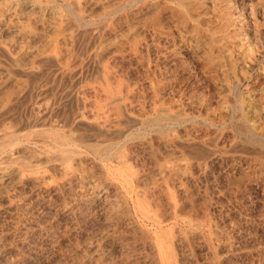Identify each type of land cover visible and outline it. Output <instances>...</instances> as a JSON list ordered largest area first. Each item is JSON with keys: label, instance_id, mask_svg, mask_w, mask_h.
<instances>
[{"label": "rangeland", "instance_id": "rangeland-1", "mask_svg": "<svg viewBox=\"0 0 264 264\" xmlns=\"http://www.w3.org/2000/svg\"><path fill=\"white\" fill-rule=\"evenodd\" d=\"M29 1L0 0V264H160L157 231L171 264H264V0Z\"/></svg>", "mask_w": 264, "mask_h": 264}, {"label": "bare ground", "instance_id": "bare-ground-1", "mask_svg": "<svg viewBox=\"0 0 264 264\" xmlns=\"http://www.w3.org/2000/svg\"><path fill=\"white\" fill-rule=\"evenodd\" d=\"M5 1H6V0H5ZM18 1H19V0H18ZM26 1H27V0H26ZM28 1H29V0H28ZM56 1H57V0H56ZM82 1H83V0H82ZM96 1H97V0H96ZM116 1H117V0H116ZM120 1H121V0H120ZM183 1H184V0H183ZM196 1H197V0H196ZM227 1H228V0H227ZM8 2H9V0H8ZM8 2H7V3H8ZM13 2H14V1H13ZM29 2L31 3V1H29ZM102 2H103V1H102ZM111 2H112V1H111ZM113 2L115 3V1H113ZM129 2H130V1H129ZM145 2H146V1H145ZM175 2H176V1H175ZM177 2H178V1H177ZM185 2H186V1H185ZM187 2H188V1H187ZM225 2H226V1H225ZM225 2H224V3H225ZM0 3H1V2H0ZM3 3H4V1H3ZM23 3H25V2H23ZM33 3H34V2H33ZM64 3H65V2H64ZM70 3H71V2H70ZM72 3H73V2H72ZM106 3H107V2H106ZM109 3H110V1H109ZM109 3H108V4H109ZM34 4H35V6H36V3H34ZM34 4H33V5H34ZM65 4H66V3H65ZM83 4H84V3H83ZM85 4H86V3H85ZM85 4H84V6H85ZM129 4H130V3H129ZM139 4H140V3H139ZM139 4H138V5H139ZM148 4L150 5V3H148ZM178 4H179V3H178ZM180 4H182V3H180ZM183 4H185V3L183 2ZM186 4H188V3H186ZM210 4H211V2H210ZM255 4H257V2H256ZM260 4H261V3H260ZM31 5H32V4H31ZM37 5H38V4H37ZM46 5H47V4H46ZM56 5H58V4H56ZM67 5H68V4H67ZM81 5H82V4H81ZM90 5H92V4H90ZM93 5H95V4H93ZM136 5H137V4H136ZM151 5H152V4H151ZM223 5H224V4H223ZM227 5H228V4H227ZM227 5H225V6H227ZM4 6H5V5H4ZM15 6H16V5H14V7H15ZM84 6H83V7H84ZM129 6H130V5H129ZM131 6H132V5H131ZM142 6H143V4H142ZM181 6H182V5H181ZM203 6H204V5H203ZM261 6H262V5H261ZM30 7H31L30 9L33 8L32 6H30ZM51 7H52V6H51ZM56 7H57V6H56ZM60 7H61V6H60ZM69 7L72 8L71 6H69ZM90 7H91V6H90ZM152 7H153V5H152ZM158 7H159V6H158ZM204 7H205V6H204ZM221 7H222V6H221ZM239 7H240V6H239ZM239 7H238V8H239ZM3 8H4V7H3ZM9 8H10V7H9ZM36 8H37V7H36ZM42 8H43V7H42ZM47 8H48V7H47ZM73 8H74V7H73ZM75 8H76V7H75ZM75 8H74V9H75ZM81 8H82V7H81ZM95 8L98 9L99 7H95ZM104 8H105V7H104ZM106 8H107V7H106ZM106 8H105V9H106ZM108 8H109V7H108ZM128 8H129V7H128ZM132 8H133V7H132ZM140 8H142V7L140 6ZM147 8H148V7H147ZM147 8H146V9H147ZM261 8H262V7H261ZM1 9H2V8H0V10H1ZM15 9H16V8H15ZM18 9H19V8H18ZM20 9H21V8H20ZM44 9H45V8H44ZM48 9H51V8H48ZM114 9H115V8H114ZM114 9H113V10H114ZM142 9H143V8H142ZM174 9H175V8H174ZM187 9H188V8H187ZM206 9H207V8H206ZM214 9H215V8H214ZM2 10H3V9H2ZM9 10H10V9H9ZM11 10H12V9H11ZM13 10H14V9H13ZM13 10H12V12H13ZM24 10L27 11L26 9H24ZM24 10H23V11H24ZM34 10H35V9H34ZM34 10H33V11H34ZM38 10H39V9H38ZM61 10H62V9H61ZM106 10H107V9H106ZM115 10H116V9H115ZM128 10H129V9H128ZM140 10H141V9H140ZM175 10H176V9H175ZM211 10H212V9H211ZM86 11H87V10H86ZM101 11H103V9H102ZM132 11H133V10H132ZM150 11H151V10H150ZM207 11H209V10L207 9ZM5 12H6V11H5ZM19 12H21V11H19ZM28 12H29V7H28ZM28 12H27V13H28ZM31 12H32V11H31ZM31 12H30V14H31ZM87 12H88V11H87ZM107 12H108V11H107ZM107 12H106V13H107ZM129 12H130V10H129ZM134 12H135V11H134ZM148 12H149V10H148ZM186 12H187V11H185V13H186ZM210 12H211V11H210ZM229 12H230V11H229ZM8 13H9V12H8ZM8 13H6V14H8ZM10 13H11V12H10ZM27 13H26V14H27ZM32 13H33V12H32ZM35 13H36V12H34V14H35ZM57 13H58V12H57ZM61 13H62V12H61ZM88 13H90V11H89ZM114 13H115V12H114ZM114 13H113V14H114ZM127 13H128V12H127ZM189 13H190V12H189ZM262 13H263V12H262ZM2 14H3V13H2ZM11 14H12V13H11ZM51 14H52V13H51ZM55 14H56V13H55ZM101 14H102V13H101ZM101 14H100V15H101ZM132 14H133V13H132ZM141 14H142V13H141ZM178 14H179V13H178ZM230 14H231V13H230ZM52 15H53V14H52ZM62 15H63V14H62ZM117 15H119V14H117ZM124 15H125V14H124ZM157 15H158V14H157ZM235 15H236V14H235ZM6 16H7V15H6ZM11 16H12V15H11ZM18 16H20V15H18ZM25 16H26V15H25ZM33 16H34V15H33ZM92 16H93V15H92ZM108 16L110 17L111 15L108 14ZM143 16H144V15H143ZM143 16H141V17H143ZM183 16H184V15H183ZM186 16H187V15H186ZM7 17H8V16H7ZM7 17H6V19H7ZM34 17H35V16H34ZM98 17H99V16H98ZM137 17H138V16H137ZM187 17H188V16H187ZM197 17H199V16H197ZM230 17H231V16H230ZM20 18H21V17H20ZM23 18H24V17H23ZM26 18H27V17H26ZM82 18H83V17H82ZM120 18H121V17H119V20H120ZM132 18H133V16H132ZM151 18H152V17H151ZM164 18H165V17H164ZM200 18H201V17H200ZM200 18H199V19H200ZM0 19H1V18H0ZM17 19H18V18H17ZM56 19H57V18H56ZM64 19H65V18H64ZM77 19H78V18H77ZM122 19H123V18H122ZM125 19H126V17H125ZM154 19H155V18H154ZM156 19H157V18H156ZM165 19H166V18H165ZM14 20L16 21V18H15ZM66 20H67V19H66ZM82 20H83V19H82ZM90 20H91V18H90ZM92 20H93V19H92ZM133 20H134V19H133ZM139 20H140V19H139ZM139 20H138V21H139ZM148 20L150 21V19H148ZM152 20H153V19H152ZM184 20H185V19H184ZM200 20H201V19H200ZM1 21H3V20H1ZM5 21H6V20H5ZM7 21H8V20H7ZM12 21H13V19H12ZM17 21H18V20H17ZM19 21H20V19H19ZM19 21H18V23H19ZM75 21H76V20H75ZM86 21H87V20H86ZM99 21H100V20H99ZM111 21H112V20H111ZM134 21H135V20H134ZM155 21H156V20H155ZM155 21H154V22H155ZM109 22H110V21H109ZM151 22H152V21H151ZM8 23H9V22H8ZM66 23H67V22H66ZM76 23H77V22H76ZM104 23H105V22H104ZM106 23L110 25V23H108V22H106ZM106 23H105V24H106ZM155 23H156V22H155ZM187 23H188V22H187ZM189 23H190V22H189ZM2 24H3V23H2ZM10 24H11V23H10ZM10 24H9V25H10ZM21 24H22V23H21ZM54 24H55V23H54ZM87 24H88V23H87ZM92 24H93V23H92ZM140 24H141V23H140ZM156 24H157V23H156ZM156 24H155V25H156ZM251 24H252V23H251ZM9 25H8V26H9ZM23 25H24V24H23ZM113 25H114V24H113ZM145 25H146V24H144V26H145ZM187 25H188V24H187ZM252 25H253V24H252ZM19 26H20V25H19ZM21 26H22V25H21ZM25 26H26V25H25ZM66 26H67V25H66ZM102 26H103V24H102ZM147 26H148V24H147ZM147 26H146V27H147ZM156 26H157V25H156ZM156 26H155V27H156ZM171 26H172V25H171ZM198 26H199V25H198ZM5 27H6V26H4V28H5ZM68 27H69V26H68ZM100 27H101V26H100ZM108 27H109V26H108ZM153 27H154V26H153ZM157 27H158V26H157ZM172 27H173V26H172ZM177 27H178V26H177ZM181 27H182V26H181ZM17 28H18V26H17ZM17 28H16V29H17ZM22 28H23V27H22ZM25 28H26V27H24V29H25ZM65 28H66V27H65ZM94 28H95V27H94ZM96 28H97V26H96ZM96 28H95V29H96ZM101 28H103V27H101ZM105 28H106V26H105ZM159 28H160V27H159ZM165 28H166V27H165ZM199 28H200V27H199ZM204 28H205V27H204ZM253 28H255V27H253ZM24 29H23V30H24ZM26 29H28V28H26ZM63 29H64V28H63ZM95 29H94V30H95ZM106 29H107V28H106ZM151 29H152V28H151ZM238 29H240V28H238ZM18 30H19V28H18ZM56 30H58V29H56ZM68 30H69V29H68ZM87 30H88V29H87ZM100 30H101V29H100ZM113 30H114V29H113ZM157 30H158V32H160L159 29H157ZM160 30H161V29H160ZM163 30H164V29H163ZM163 30H162V31H163ZM166 30H167V29H166ZM168 30H169V29H168ZM170 30H172V29H170ZM174 30L176 31V29H174ZM196 30H197V29H196ZM196 30H195V31H196ZM200 30H201V29H200ZM207 30H208V29H207ZM234 30H235V29H234ZM240 30H241V29H240ZM253 30H254V29H253ZM62 31H63V30H62ZM92 31H93V30H92ZM92 31H91V32H92ZM95 31H96V30H95ZM195 31H194V32H195ZM197 31H198V30H197ZM197 31H196V32H197ZM75 32H76V31H75ZM93 32H94V31H93ZM98 32H100V31H98ZM151 32H152V31H151ZM158 32H157V34H158ZM181 32H182V31H181ZM183 32H184V31H183ZM183 32H182V33H183ZM243 32H244V31H243ZM20 33H22V32H20ZM73 33H74V32H73ZM173 33H174V32H173ZM176 33H177V32H176ZM186 33H187V32H186ZM191 33H192V32H191ZM250 33H251V30H250ZM17 34H18V33H17ZM90 34H91V33H90ZM178 34H179V33H178ZM200 34H201V33H200ZM237 34H238V33H237ZM67 35H68V34H67ZM69 35H70V33H69ZM77 35H78V34H77ZM77 35H76V36H77ZM81 35H82V34H81ZM98 35H99V34H98ZM98 35H96V37H97ZM108 35H109V34H108ZM162 35H163V33H162ZM172 35H173V34H172ZM174 35H175V34H174ZM180 35H182V34H180ZM183 35H184V34H183ZM195 35H197V34H195ZM22 36H23V35H22ZM22 36H20V37H21V40H22ZM25 36L27 37V35H25ZM29 36H31V35H28L27 38H29ZM76 36H75V37H76ZM79 36H80V35H79ZM102 36H103V35H102ZM134 36H135V35H134ZM139 36H140V35H139ZM157 36L159 37V35H157ZM160 36H161V34H160ZM169 36H170V35H169ZM188 36H189V35H188ZM199 36H200V35H199ZM18 37H19V36H17V38H18ZM23 37H24V36H23ZM104 37H105V36H104ZM135 37L138 38V36H135ZM135 37H134V38H135ZM179 37H180V36H179ZM182 37H183V36H182ZM185 37H186V36H185ZM205 37H206V36H205ZM24 38H25V37H24ZM27 38H25V40H26ZM52 38H53V37H52ZM72 38H73V37H72ZM91 38H92V37H91ZM94 38H95V37H94ZM99 38H101V37H99ZM141 38H142V37H141ZM207 38H210V37H207ZM244 38H245V37H244ZM244 38H243V39H244ZM139 39H140V38H139ZM176 39H177V38H176ZM201 39H202V38H201ZM203 39H204V38H203ZM55 40H56V39H55ZM60 40H61V39H60ZM73 40H74V39H73ZM97 40H98V38H97ZM97 40H96V41H97ZM127 40H129V39H127ZM130 40H131V39H130ZM135 40H136V39H135ZM180 40H181V39H180ZM180 40H179V41H180ZM188 40H189V39H188ZM191 40H192V39H191ZM213 40H214V39H213ZM67 41H68V40H67ZM141 41H142V40H141ZM155 41H156V40H155ZM179 41H178V42H179ZM15 42H16V41H15ZM50 42H51V41H50ZM54 42H55V41H54ZM62 42H63V41H62ZM136 42H137V41H136ZM157 42H158V41H157ZM174 42H175V41H174ZM211 42H212V41H211ZM239 42H240V41H239ZM18 43H19V42H18ZM21 43H22V42H21ZM21 43H20V44H21ZM119 43H120V42H119ZM13 44H14V43H13ZM20 44H19V45H20ZM126 44H127V43H126ZM136 44H138V42H137ZM143 44H144V46H146L145 43H143ZM173 44H176V43H173ZM180 44H181V43H180ZM188 44H189V43H188ZM191 44H192V43H191ZM242 44H243V42H242ZM19 45H18V46H19ZM122 45H123V44H122ZM141 45H142V44H141ZM244 45H245V44H244ZM8 46H9V45H8ZM18 46H17V47H18ZM31 46H32V45H31ZM57 46H58V45H57ZM116 46H117V45H116ZM157 46H158V45H157ZM169 46H171V45H169ZM182 46H183V45H182ZM190 46H191V45H190ZM193 46H194V45H193ZM138 47H139V46H138ZM176 47H177V46H176ZM183 47H185V46H183ZM188 47H189V46H188ZM211 47H212V46H211ZM232 47H233V46H232ZM241 47H242V45H241ZM241 47H239V49H240ZM18 48H19V47H18ZM22 48H24V47L22 46ZM26 48H27V47H26ZM26 48H25V49H26ZM121 48H122V47H121ZM129 48H130V47H129ZM139 48L141 49V47H139ZM154 48H155V47H154ZM217 48H219V47H217ZM243 48H244V47H243ZM247 48H248V47H247ZM249 48H250V47H249ZM3 49H4V48H3ZM14 49H15V48H14ZM25 49H24V50H25ZM136 49H137V48H136ZM140 49H138V50H140ZM142 49H143V48H142ZM142 49H141V50H142ZM148 49H149V48H148ZM215 49H216V48H215ZM215 49H214V50H215ZM220 49H221V48H220ZM244 49H245V48H244ZM252 49H253V48H252ZM5 50H6V49H5ZM15 50H16V49H15ZM19 50H20V49H19ZM120 50H121V49H120ZM130 50H131V49H130ZM175 50H176V49H175ZM235 50H236V49H235ZM11 51H12V50H11ZM118 51H119V49H118ZM118 51H116V52H118ZM121 51H123V50H121ZM155 51H156V50H155ZM177 51H178V50H177ZM221 51H222V50H221ZM4 52H5V51H4ZM19 52H20V51H19ZM22 52H23V51H22ZM22 52H21V53H22ZM24 52H25V51H24ZM27 52H28V51H27ZM67 52H68V51H67ZM67 52H66V53H67ZM126 52H127V51H125V53H126ZM128 52H129V51H128ZM137 52H138V51H137ZM140 52H141V51H140ZM179 52H180V51H179ZM191 52H192V51H191ZM214 52H216V51H214ZM217 52H218V51H217ZM245 52H246V51H245ZM6 53H8V52H6ZM21 53H20V54H21ZM121 53H122V52H121ZM129 53H130V52H129ZM135 53H136V52H135ZM141 53H142V52H141ZM157 53H159V52H157ZM197 53H198V52H197ZM222 53H223V52H222ZM251 53H252V52H251ZM262 53H263V52H262ZM139 54H140V53H139ZM189 54H190V53H189ZM216 54H217V53H216ZM220 54H221V52H220ZM242 54H243V53H242ZM246 54H247V53H246ZM249 54H250V52H249ZM62 55H63V54H62ZM125 55H126V54H125ZM130 55H131V54H130ZM135 55H136V54H135ZM141 55H142V54H141ZM195 55H196V54H195ZM7 56H8V55H7ZM64 56H65V55H64ZM114 56H115V55H114ZM122 56H123V55H122ZM132 56H134V55H132ZM137 56H138V55H137ZM137 56H135V57H136V58H139V57H137ZM176 56H178V55H176ZM179 56H180V55H179ZM189 56H190V55H189ZM212 56H213V55H212ZM218 56H219V55H218ZM221 56H222V55H221ZM44 57H45V56H44ZM66 57H68V56H66ZM125 57H126V56H125ZM127 57H128V55H127ZM130 57H131V56H130ZM174 57H175V56H174ZM225 57H226V56H225ZM244 57H245V56H244ZM252 57H253V56H252ZM53 58H54V57H53ZM53 58H51V60H50V61L53 60L52 63L55 61V59H53ZM140 58H141V57H140ZM228 58H229V57H228ZM230 58H231V57H230ZM230 58H229V59H230ZM239 58H240V57H239ZM10 59L12 60L11 57H10ZM40 59H41V58H40ZM42 59H43V58H42ZM44 59H45V58H44ZM132 59H134V58H132ZM142 59L145 60V58H142ZM192 59H193V58H192ZM231 59H232V58H231ZM244 59H247V58H244ZM36 60H37V59H36ZM47 60H49V59H46L45 62H50V61H47ZM62 60H63V59H62ZM122 60H123V59H122ZM129 60H130V59H129ZM213 60H214V59H213ZM220 60H221V59H220ZM226 60H227V59H226ZM226 60H225V62H226ZM38 61H39V60H38ZM56 61H57V60H56ZM130 61H131V60H130ZM138 61H139V60H138ZM138 61H136V62H138ZM230 61H231V60H230ZM12 62H14V61H12ZM41 62H43V61H41ZM45 62H44V63H45ZM140 62H141V61H140ZM140 62H139V63H140ZM193 62H194V61H193ZM211 62H212V61H211ZM55 63H56V62H55ZM198 63H199V62H198ZM217 63H218V62H217ZM234 63H235V62H234ZM236 63H237V62H236ZM245 63H246V62H245ZM247 63H248V62H247ZM194 64H195V63H194ZM210 64H211V63H210ZM226 64H227V63H226ZM14 65H15V64H14ZM43 65H44V64H43ZM57 65H58V64H56V67H57ZM113 65H114V64H113ZM214 65H215V64H214ZM224 65H225V64H224ZM234 65H235V64H234ZM253 65H254V64H253ZM50 66H51V63H50ZM53 66H54V63H53ZM115 66H116V65H115ZM198 66H199V65H198ZM225 66H226V65H225ZM228 66H230V65L228 64ZM239 66H240V65H239ZM239 66H238V67H239ZM250 66H251V65H250ZM58 67H59V65H58ZM60 67H63V66H60ZM111 67H112V66H111ZM214 67H215V66H214ZM252 67H253V66H252ZM47 68H48V67H47ZM65 68H67V67H65ZM68 68H69V67H68ZM97 68H98V67H97ZM118 68H119V66H118ZM226 68H227V67H226ZM235 68H236V67H235ZM55 69H56V68H55ZM55 69H54V70H55ZM58 69H59V68H58ZM58 69H56V70H58ZM105 69H106V68H105ZM109 69H110V68H109ZM111 69H112V68H111ZM114 69L116 70L115 67H114ZM212 69H213V68H212ZM212 69H211V70H212ZM217 69H218V66H217ZM227 69H228V68H227ZM230 69H231V67H230ZM44 70H45V69H44ZM56 70H55V72H56ZM64 70H65V69H64ZM66 70H67V69H66ZM69 70H70V69H69ZM98 70H99V69H98ZM213 70H214V69H213ZM239 70H240V69H239ZM243 70H245V69L243 68ZM70 71H71V70H70ZM101 71H102V70H101ZM120 71H121V70H120ZM200 71H201V70H200ZM53 72H54V71H53ZM57 72H58V71H57ZM67 72L70 73L68 70H67ZM72 72H73V71H72ZM96 72H97V71H96ZM118 72H119V71H118ZM225 72H226V71H225ZM227 72H230V71H227ZM227 72H226V73H227ZM65 73H66V71H65ZM214 73H215V72H214ZM243 73H244V72H243ZM59 74H60V73H59ZM59 74H58V75H59ZM62 74H63V73H62ZM102 74H103V73H102ZM114 74H115V72H114ZM202 74H203V73H202ZM227 74H228V73H227ZM63 76H64V75H63ZM67 76H68V75H67ZM99 76H100V75H99ZM113 76H115V75H113ZM116 76H118V75H116ZM227 76H228V75H227ZM32 77H33V76H32ZM69 77H70V76H69ZM102 77H103V76H102ZM109 77H110V76H109ZM122 77H123V76H122ZM228 77H229V76H228ZM62 78H63V77H62ZM114 78H115V77H114ZM121 79H122V78H121ZM216 79H217V78H216ZM113 80H114V79H113ZM117 80H118V79H116V81H117ZM232 80H234V79H232ZM96 81H98V80L96 79ZM106 81H107V80H106ZM110 81H111V80H110ZM124 81H125V80H124ZM155 81H156V80H155ZM99 82H100V81H99ZM103 82H104V81H103ZM108 82H109V81H108ZM156 82H157V81H156ZM156 82L153 83V84L155 85ZM160 82H161V81H160ZM92 83H93V82H92ZM97 83H98V82H97ZM111 83H112V81H111ZM113 83H114V82H113ZM113 83H112V84H113ZM104 84H105V83H104ZM106 84H107V83H106ZM114 84H115V83H114ZM101 85H102V84H101ZM115 85H116V84H115ZM115 85H114V86H115ZM126 85H127V84H126ZM128 85H129V84H128ZM149 85H151V84H149ZM157 85H158V84H157ZM94 86H95V85H94ZM106 86H107V85H106ZM108 86H109V84H108ZM111 86H112V85H111ZM117 86H118V85H117ZM130 86H131V85H130ZM132 86H133V85H132ZM139 86H140V85H139ZM151 86H152V85H151ZM162 86H163V85H162ZM96 87H97V86H96ZM133 87L136 88V86H133ZM133 87H132V88H133ZM141 87H143V86H141ZM148 87H149V86H148ZM104 88H105V87H104ZM107 88H108V87H107ZM128 88H129V87H128ZM132 88H131V89H132ZM143 88H144V87H143ZM91 89H93V88H91ZM119 89H120V88H119ZM124 89H125V88H124ZM126 89H127V87H126ZM126 89H125V90H126ZM136 89H137V88H136ZM151 89H152V87H151ZM89 90H90V89H89ZM102 90H103V89H102ZM102 90H101V91H102ZM105 90H107V89H105ZM109 90H110V88H109ZM143 90H145V89H143ZM143 90H142V91H143ZM152 90H153V89H152ZM86 91L89 92L88 90H86ZM90 91H91V90H90ZM107 91H108V90H107ZM107 91H106V92H107ZM140 91H141V90H140ZM153 91H154V90H153ZM92 92H93V91H92ZM96 92H97V91H96ZM96 92H95V93H96ZM108 92H109V91H108ZM113 92H116V91L113 90ZM113 92H112V94H113ZM125 92H126V91H125ZM135 92H136V91H135ZM146 92H148V91L146 90ZM161 92H162V91H161ZM82 93H86V92H82ZM89 93H90V92H89ZM144 93H145V91H144ZM151 93H153V92L151 91ZM98 94H99V93H98ZM140 94H141V93H140ZM140 94H139V95H140ZM147 94H148V93H147ZM93 95H94V94H93ZM93 95H92V96H93ZM102 95H103V94H102ZM107 95L109 96V93H107ZM110 95H111V94H110ZM78 96H79V95H78ZM85 96H86V95H85ZM124 96H125V95H124ZM124 96H123V97H124ZM146 96H147V95H146ZM160 96H161V95H160ZM105 97H106V96H105ZM126 97H127V96H126ZM153 97H154V96H153ZM161 97H162V96H161ZM73 98H74V97H73ZM79 98H80V97H79ZM110 98H111V97H109V99H110ZM119 98H120V96H119ZM128 98H133V100H136L135 96H133V97H128ZM128 98H127V99H128ZM138 98L140 99V96H139ZM144 98H145V97H144ZM146 98H147V97H146ZM146 98H145V99H146ZM149 98H150V97H149ZM163 98H164V97H163ZM121 99H122V98H121ZM121 99H119V100H121ZM125 99H126V98H125ZM139 99H138V101H139ZM153 99H154V98H153ZM75 100H76V99H75ZM79 100H80V99H79ZM114 100H115V99H114ZM116 100H117V99H116ZM147 100H148V99H147ZM147 100H146V101H147ZM154 100H155V99H154ZM157 100H158V99H157ZM161 100H162V98H161ZM164 100H165V99H164ZM164 100H163V101H164ZM166 100H168V99H166ZM76 101H77V100H76ZM81 101H82V100H81ZM125 101H126V100H125ZM138 101H137V102H138ZM143 101H144V100H143ZM143 101H142V102H143ZM151 101H152V98H151ZM118 102H119V101H118ZM118 102H117V103H118ZM134 102H136V101H134ZM142 102H141V103H142ZM147 102H148V101H147ZM147 102H146V103H147ZM160 102H161V101H160ZM166 102H168V101H165V103H166ZM170 102H171V100H170ZM83 103H84V102H83ZM128 103H130V102H128ZM149 103H150V102H149ZM153 103H154V102H153ZM197 103H198V102H197ZM78 104H79V101H78ZM81 104H82V103H81ZM94 104H95V103H94ZM118 104H119V103H118ZM134 104H135V103H134ZM143 104L145 105L144 102H143ZM83 105H84V104H83ZM90 105H92V104L90 103ZM112 105H113V104H112ZM146 105L148 106V105H152V104H146ZM146 105H145V106H146ZM198 105H199V104H198ZM41 106H42V105H41ZM79 106H80V105H79ZM92 106H93V105H92ZM110 106H111V105H110ZM110 106H109V107H110ZM114 106H115V105H114ZM120 106H121V105H120ZM128 106H129V105H128ZM174 106H175V105H174ZM111 107H112V106H111ZM122 107H123V105H122ZM133 107H134V106H133ZM139 107H140V106H139ZM148 107H150V106H148ZM151 107H152V106H151ZM175 107H176V106H175ZM59 108H60V107H59ZM128 108H129V107H128ZM136 108H137V107H136ZM146 108H147V107H146ZM172 108H173V107H172ZM60 109H61V108H60ZM80 109H82V107H81ZM116 109H117V108H116ZM121 109H122V108H121ZM121 109L119 108V110H121ZM147 109H148V108H147ZM202 109H203V108H202ZM205 109H207V108H205ZM47 110H48V109H47ZM63 110H64V108H63ZM104 110H105V109H104ZM104 110H103V111H104ZM125 110H126V109H125ZM136 110H137V109H136ZM152 110H153V109H152ZM160 110H161V108H160ZM166 110H167V109H166ZM168 110H169V109H168ZM203 110H204V109H203ZM89 111H90V110H89ZM108 111H109V110H108ZM112 111H113V110H112ZM130 111H132V109H131ZM138 111H139V110H138ZM138 111H137V112H138ZM147 111H148V110H147ZM150 111H151V110H150ZM177 111H179V110H177ZM182 111H183V110H182ZM48 112L50 113V110H49ZM48 112H47L46 114H48ZM65 112H66V111H65ZM81 112H82V111H81ZM95 112H96V111H94V113H95ZM120 112H121V111H120ZM128 112H129V110H128ZM141 112H142V111H141ZM144 112H145V111H144ZM159 112H160V111H159ZM42 113H43V112H42ZM60 113H61V112H60ZM70 113H71V112H70ZM70 113H69V114H70ZM90 113H91V111H90ZM100 113H101V112H100ZM112 113H113V112H112ZM123 113H124V112H123ZM139 113H140V112H138V115H141V113H140V114H139ZM142 113H143V112H142ZM148 113H149V111H148ZM199 113H201V112H199ZM43 114H44V113H43ZM63 114H64V113H63ZM92 114H93V113H92ZM96 114H97V113H96ZM121 114H122V113H121ZM126 114H127V113H126ZM126 114H125V118L128 116V115L126 116ZM134 114H135V113H134ZM136 114H137V113H136ZM151 114H152V112H151ZM175 114H176V113H175ZM182 114H183V113H182ZM60 115H61V114H60ZM65 115H66V113H65ZM73 115H74V114H73ZM111 115H112V114H111ZM161 115H162V114H161ZM165 115H166V114H165ZM195 115H196V114H195ZM195 115H194V116H195ZM39 116H40V115H39ZM95 116H96V115H95ZM99 116H100V115H99ZM115 116H117V115H115ZM163 116H164V115H163ZM43 117H44V116H42V118H43ZM90 117H91V116H90ZM90 117H89V118H90ZM113 117H114V116H113ZM121 117H123V115H122ZM151 117H152V116H151ZM156 117H157V114H156ZM175 117H177V116H175ZM175 117H174V118H175ZM133 118H134V117H133ZM135 118H136V117H135ZM160 118H161V117H160ZM160 118H159V120H160ZM165 118H166V117H165ZM170 118H171V117H170ZM198 118H199V117H198ZM60 119H61V118H60ZM95 119H96V118H95ZM95 119H94V120H95ZM99 119H100V118H99ZM115 119H116V118H115ZM115 119H114V120H115ZM118 119H119V117H118ZM118 119H116V120H118ZM129 119H130V117H129ZM163 119H164V118H163ZM167 119H169V117H168ZM171 119H172V118H171ZM177 119H178V121H179V118H177ZM177 119H176V120H177ZM184 119H185V118H184ZM73 120H74V119H73ZM82 120H83V119H82ZM116 120H115V121H116ZM139 120H141V119H139ZM150 120H151V119H150ZM154 120H155V119H154ZM159 120H158V121H159ZM164 120H166V119H164ZM60 121H62V120H60ZM75 121H76V120H75ZM86 121H87V119H86ZM88 121H89V120H88ZM88 121H87V122H88ZM96 121H97V120H96ZM135 121H136V120H135ZM152 121H153V119L151 120V122H152ZM160 121H162V120H160ZM160 121H159V122H160ZM245 121H246V119H245ZM65 122L68 123V121H66V120H65ZM70 122H71V121H69V123H70ZM87 122H86V123H87ZM124 122H125V121H124ZM137 122H138V121H137ZM137 122H136V124H138ZM139 122H140V121H139ZM145 122H146V121H145ZM190 122H191V121H190ZM196 122H197V121H196ZM61 123H63V122H61ZM116 123H117V122H116ZM127 123H128V122H127ZM132 123H133V122H132ZM147 123H149V122H147ZM160 123H161V122H160ZM74 124H76V123H74ZM80 124H81V123H80ZM133 124H134V123H133ZM141 124H142V123H141ZM141 124H140V125H141ZM143 124H144V121H143ZM150 124H151V123H150ZM64 125L66 126V124H64ZM67 125H68V124H67ZM78 125H79V123H78ZM78 125H77V126H78ZM81 125H84V124H83V121H82V124H81ZM81 125H79V126H81ZM107 125H109V124H107ZM113 125H114V123H113ZM118 125H119V124H118ZM124 125H125V124H124ZM124 125H123V126H124ZM147 125H148V124H147ZM151 125H152V124H151ZM153 125H154V123H153ZM56 126H57V125H56ZM59 126H61V124H59ZM72 126H73V125H72ZM75 126H76V125H75ZM77 126H76V127H77ZM79 126H78V127H79ZM84 126H85V125H84ZM98 126H99V125H97V127H98ZM100 126H101V125H100ZM115 126H116V125H115ZM120 126H121V125H120ZM129 126H130V125H129ZM131 126H132V125H131ZM186 126H188V125L186 124ZM186 126H185V127H186ZM192 126H193V125H192ZM195 126H196V125H195ZM244 126H245V125H244ZM78 127H77V128H78ZM142 127H143V126H142ZM241 127H242V126H241ZM54 128H56V127H54ZM54 128H53V129H54ZM57 128H58V127H57ZM57 128H56V129H57ZM81 128H82V127H81ZM113 128H114V127H113ZM113 128H112V129H113ZM117 128H119V127H117ZM123 128H124V127H122V130H123ZM171 128H172V127H171ZM183 128H184V127H183ZM188 128H189V127H188ZM88 129H89V127L87 128V130H88ZM101 129H102V128H101ZM143 129H144V128H143ZM145 129H146V128H145ZM164 129H166V128H164ZM164 129H163V131H164ZM50 130H51V129H50ZM54 130H55V129H54ZM54 130H53V131H54ZM60 130H61V129H60ZM79 130H80V129H79ZM82 130H84V129H82ZM89 130H90V129H89ZM89 130H88V131H89ZM92 130H93V129H92ZM103 130H105V129H103ZM188 130H189V129H188ZM67 131H68V130H67ZM77 131H78V130H77ZM94 131H95V130H94ZM94 131H93V132H94ZM105 131H106V130H105ZM170 131H171V130H170ZM173 131H174V130H173ZM184 131H185V129H184ZM197 131H198V130H196V132H197ZM241 131H242V130H241ZM50 132H51V131H50ZM69 132H70V130H69ZM69 132H68V133H69ZM91 132H92V131H91ZM96 132H97V131H96ZM171 132H172V131H171ZM188 132H189V131H188ZM193 132H195V130H194ZM244 132H245V131H244ZM79 133H81V132L79 131ZM106 133H107V132H106ZM116 133H117V132H116ZM120 133H122V132H120ZM124 133H127V132H124ZM130 133H131V132H130ZM60 134H61V133H60ZM63 134H66V133H63ZM63 134H62V136H63ZM70 134H72V133L70 132ZM73 134H74V133H73ZM83 134H86V133H83ZM98 134H99V133H98ZM109 134H112V133L109 132ZM159 134H161V133H159ZM52 135H54V134L52 133ZM52 135H51V136H52ZM87 135H88V134H87ZM87 135H86V136H87ZM92 135H93V134H92ZM92 135H90V138H91ZM121 135L123 136V133H122ZM121 135H120V136H121ZM187 135H188V134H187ZM187 135H186V137H187ZM58 136H59V134H58ZM60 136H61V135H60ZM101 136H102V134H101ZM101 136H100V137H101ZM105 136H106V135H105ZM105 136H102V137L105 138ZM107 136H108V135H107ZM124 136H125V135H124ZM124 136H123V137H124ZM197 136H198V135H197ZM197 136H196V138H197ZM206 136H207V135H206ZM53 137H54V136H53ZM55 137H56V136H55ZM67 137H68V136H67ZM75 137H76V135H75ZM77 137H78V136H77ZM77 137H76V138H77ZM80 137H81V136H80ZM80 137H79V138H80ZM83 137H84V136H83ZM87 137H88V136H87ZM116 137H117V136H116ZM129 137H130V136H129ZM157 137H158V136H157ZM157 137H156V138H157ZM159 137H160V136H159ZM183 137H184V136H183ZM72 138H73V137H72ZM94 138H95V137H94ZM96 138H97V137H96ZM126 138H127V137H126ZM181 138H182V137H181ZM184 138H185V137H184ZM184 138H183V139H184ZM199 138H200V135H199ZM203 138H204V137H203ZM222 138H223V137H222ZM92 139H93V138H92ZM92 139H90V140H92ZM98 139H100V138L98 137ZM122 139H123V138H122ZM160 139H161V138H160ZM214 139H216V138H214ZM64 140H65V139H64ZM67 140H68V138H67ZM69 140H70V139H69ZM69 140H68V141H69ZM75 140H76V139H75ZM82 140H83V139H82ZM90 140H88V141H90ZM129 140H131V139H129ZM188 140H190V139H188ZM208 140H209V139H208ZM210 140H211V139H210ZM250 140H251V139H250ZM7 141L10 143L9 140H7ZM86 141H87V140H86ZM94 141H95V140H94ZM100 141H102V140H100ZM127 141H128V140H127ZM164 141H165V140H164ZM178 141H179V140H178ZM178 141H177V142H178ZM223 141H224V140H223ZM255 141H256V140H255ZM259 141H260V140H259ZM55 142H56V141H55ZM57 142H58V141H57ZM57 142H56V143H57ZM108 142H109V141H108ZM108 142H107V143H108ZM119 142H120V141H119ZM119 142H118V143H119ZM124 142H125V141H124ZM137 142H138V141H137ZM137 142H136V143H137ZM142 142H143V141H142ZM167 142H168V141H167ZM169 142H170V141H169ZM169 142H168V143H169ZM202 142H203V141H202ZM214 142H215V141H214ZM221 142H222V141H221ZM245 142H248V141H245ZM251 142H252V141H251ZM257 142H258V141H257ZM51 143H52V142H51ZM59 143H60V142H59ZM66 143H67V141H66ZM94 143H95V142H94ZM100 143H102V142H100ZM100 143H99V144H100ZM103 143H106V142H103ZM107 143H106V144H107ZM190 143H191V142H190ZM223 143H224V142H223ZM258 143H259V142H258ZM52 144H53V143H52ZM61 144L64 145V143H62V142H61ZM79 144H80V143H79ZM90 144H91V143H90ZM116 144H117V143H116ZM139 144H140V143H139ZM178 144H179V143H178ZM192 144H193V143H192ZM194 144H195V143H194ZM200 144H201V143H200ZM200 144L197 143V145H199V147H200ZM218 144H219V143H218ZM245 144H246V143H245ZM252 144H253V143H252ZM55 145H56V144H55ZM59 145H60V144H59ZM76 145H77V144H76ZM96 145H97V144H96ZM102 145H103V144H102ZM102 145H100L101 148H102ZM108 145H109V144H108ZM111 145H112V143H111ZM113 145H114V144H113ZM159 145H160V144H159ZM186 145H188V144H186ZM235 145H236V144H235ZM56 146H57V145H56ZM82 146H84V145H82ZM82 146H81V147H82ZM85 146H86V145H85ZM97 146H99V145H97ZM97 146H95V147H97ZM114 146H115V145H114ZM125 146H126V145H125ZM131 146H133V145H131ZM168 146H169V145H168ZM170 146H171V145H170ZM174 146H175V145H174ZM179 146H180V145H179ZM181 146H182V144H181ZM181 146H180V147H181ZM188 146H189V145H188ZM207 146H208V145H207ZM254 146H255V144H254ZM53 147H54V145H53ZM63 147H64V146H63ZM104 147H107V145L104 146ZM109 147H111V146H109ZM126 147H127V146H126ZM164 147H165V146H164ZM175 147H176V146H175ZM196 147H197V146H196ZM199 147H198V148H199ZM209 147H211V146H209ZM227 147H228V146H227ZM251 147H253V146H251ZM5 148H6V147H5ZM56 148H57V147H56ZM90 148H91V147H90ZM107 148H108V147H107ZM132 148H134V147H132ZM139 148H140V147H139ZM165 148H167V147H165ZM165 148H164V149H165ZM183 148H184V147H183ZM186 148H188V147H186ZM253 148H254V147H253ZM67 149H68V148H67ZM86 149H87V148H86ZM88 149H89V147H88ZM92 149H93V148H92ZM99 149H100V148H99ZM99 149H98V150H99ZM123 149H124V148H123ZM129 149H130V148H129ZM129 149H128V150H129ZM207 149H208V148H207ZM211 149H212V148H211ZM231 149H232V147H231ZM90 150H91V149H90ZM93 150H94L93 152L96 151V149H93ZM100 150H101V149H100ZM108 150H109V149H108ZM110 150H111V148H110ZM116 150H119V149L117 148ZM120 150H121V149H120ZM146 150H147V149H146ZM194 150H195V149H194ZM220 150H221V149H220ZM223 150H224V149H223ZM228 150H230V149H228ZM232 150H233V149H232ZM49 151H50V150H49ZM53 151H54V150H53ZM66 151H67V150H66ZM74 151H78V150H74ZM80 151H81V150H80ZM82 151H83V150H82ZM82 151H81V152H82ZM102 151H103V150H102ZM105 151H107V150H105ZM171 151H172V150H171ZM195 151H196V150H195ZM209 151H210V150H209ZM72 152H73V151H72ZM72 152H71V153H72ZM120 152H121V151H120ZM127 152H128V151H127ZM173 152H174V151H173ZM188 152H189V151H188ZM197 152H198V151H197ZM219 152H220V151H219ZM226 152H227V151H226ZM52 153H53V152H52ZM62 153H63V152H62ZM74 153H75V152H74ZM74 153H72V154H74ZM95 153H96V152H95ZM105 153H106V152L103 151V154H105ZM118 153H119V152H118ZM124 153H126V152H124ZM170 153H171V152H170ZM175 153H176V152H175ZM180 153H181V152H180ZM180 153H179V154H180ZM185 153H186V152H185ZM199 153H200V151H199ZM206 153H207V152H206ZM212 153H213V152H212ZM220 153H221V152H220ZM49 154H50V153H49ZM59 154H60V153H59ZM65 154H69V153H65ZM65 154H64V155H65ZM72 154H71V156H72ZM97 154H98V153H97ZM99 154H100V151H99ZM120 154H121V153H120ZM171 154H174V153H171ZM179 154H178V155H179ZM190 154H191V153H190ZM210 154H211V152H210ZM53 155H54V153H53ZM61 155H62V154H61ZM76 155H77V153H76ZM78 155H79V154H78ZM86 155H87V154H86ZM100 155H101V154H100ZM111 155H112V154H111ZM111 155H110V156H111ZM129 155H131V153H130ZM187 155H188V154H187ZM196 155H197V154H196ZM202 155H203V154H202ZM205 155H206V154H205ZM31 156H33V155H31ZM59 156H60V155H59ZM62 156H63V155H62ZM69 156H70V155H69ZM71 156H70V157H71ZM80 156H81V155H79V157H80ZM87 156H88V155H87ZM113 156H115V155H113ZM123 156H124V155H123ZM132 156H134V155H132ZM214 156H215V155H214ZM217 156H218V155H217ZM49 157L52 158L53 156H52V157L49 156ZM55 157H56V156H55ZM64 157H65V156H64ZM67 157H68V156H67ZM90 157H91V156H90ZM111 157H112V156H111ZM115 157H116V156H115ZM119 157H120V156H119ZM188 157H189V155H188ZM191 157H192V156H191ZM193 157H194V155H193ZM205 157H206V156H205ZM208 157H210V156H208ZM10 158H11V157H10ZM30 158H31V157H30ZM57 158H58V157H57ZM57 158H55V159H57ZM68 158H69V157H68ZM73 158H74V156H73ZM83 158H84V157H83ZM96 158H97V157H96ZM120 158L122 159V156H121ZM134 158H135V157H134ZM177 158H178V157H177ZM196 158H199V157H196ZM203 158H204V157H203ZM11 159H12V158H11ZM34 159H35V158H34ZM53 159H54V158H53ZM53 159H52V160H53ZM60 159H61V157H60ZM70 159H72V158H70ZM88 159H89V158H88ZM107 159H108V158H107ZM180 159H181V158H180ZM180 159H179V160H180ZM186 159H187V158H186ZM192 159L194 160V158H192ZM192 159H191V160H192ZM201 159H202V158H201ZM201 159H199V160H201ZM209 159H210V158H209ZM14 160L16 161V159H14ZM14 160H13V161H14ZM49 160H50V159H49ZM57 160H59V158H58ZM57 160H56V161H57ZM67 160H68V159H67ZM77 160H78V159H77ZM81 160H82V159H81ZM94 160H95V159H94ZM127 160H128V159H127ZM134 160H135V159H134ZM216 160H217V159H216ZM15 161H14V162H15ZM18 161H23V160H19V159H18ZM27 161H28V160H27ZM29 161H30V160H29ZM56 161H55V162H56ZM62 161H63V160H62ZM79 161H80V160H79ZM83 161H85V160H83ZM119 161H120V160H119ZM130 161H131V159H130ZM132 161H133V160H132ZM172 161H173V160H172ZM186 161L188 162V160H186ZM186 161H185V162H186ZM206 161H207V160H206ZM35 162H37V161H35ZM50 162H51V161H50ZM87 162H88V161H87ZM113 162H114V161H113ZM121 162H122V161H121ZM135 162H136V161H135ZM162 162H163V161H162ZM162 162H161V163H162ZM170 162H171V161H170ZM174 162H175V161H174ZM174 162H173V164H174ZM21 163H22V162H21ZM28 163H29V162H28ZM39 163H40V162H39ZM39 163H38V164H39ZM59 163H60V161H59ZM76 163H77V162H76ZM102 163H105V162H102ZM165 163H166V162H165ZM200 163H202V162H200ZM208 163H209V161H208ZM210 163H211V162H210ZM19 164H20V163H19ZM111 164H112V162H111ZM169 164H172V163H169ZM173 164H172V165H173ZM176 164H177V163H176ZM176 164H174V165H176ZM181 164H182V163H181ZM183 164H184V163H183ZM183 164H182V165H183ZM195 164H196V163H195ZM260 164H261V163H260ZM22 165H23V166H27V162H26V165H24L23 163H22ZM31 165H32V164H31ZM31 165H30V166H31ZM62 165H63V164H62ZM83 165H84V163H83ZM88 165H89V164H88ZM95 165H96V164H95ZM166 165H167V164H166ZM178 165H179V164H178ZM204 165H205V164H204ZM211 165H212V164H211ZM257 165H258V164H257ZM28 166H29V165H28ZM33 166H34V165H33ZM33 166H31V167H33ZM35 166H37V165L35 164ZM38 166H39V165H38ZM91 166H92V165H91ZM104 166H105V165H104ZM104 166H103V167H104ZM157 166L159 167L160 165H157ZM168 166H169V165H168ZM168 166H167V167H168ZM252 166H253V164H252ZM18 167H21V165L18 166ZM40 167H41V166H40ZM76 167H77V166H76ZM83 167H84V166H83ZM87 167H88V166H87ZM185 167H186V166H185ZM261 167H262V166H261ZM8 168H9V166H8ZM12 168H13V167H12ZM23 168H25V167H23ZM38 168H39V167H38ZM56 168H57V167H56ZM74 168H75V167H74ZM80 168H81V167H80ZM105 168H106V166H105ZM105 168H104V169H105ZM111 168H112V167H111ZM115 168H116V167H115ZM134 168H135V167H134ZM176 168H177V167H176ZM254 168H255V167H254ZM1 169H2V168H0V170H1ZM3 169H4V168H3ZM3 169H2V170H3ZM13 169H14V168H13ZM58 169H59V167H58ZM60 169H61V168H60ZM121 169H122V168H121ZM121 169H120V170H121ZM129 169H130V168H129ZM179 169H180V167H179ZM2 170H1V171H2ZM4 170H6V169H4ZM4 170H3V171H4ZM35 170H36V169H35ZM110 170H111V169H110ZM125 170H126V169H125ZM127 170H128V169H127ZM160 170H162V169L160 168ZM183 170H184V169H183ZM29 171H30V170H29ZM29 171L27 170V172H29ZM33 171H34V170H33ZM33 171H32V172H33ZM38 171H39V170H38ZM40 171H41V170H40ZM108 171H109V170H108ZM170 171H171V170H170ZM180 171H181V170H180ZM35 172H36V171H35ZM109 172H110V171H109ZM109 172H108V173H109ZM131 172H133V171H131ZM158 172H159V171H158ZM166 172H167V171H166ZM176 172L179 173L178 170H177ZM3 173H4V172H3ZM30 173H31V172H30ZM110 173H111V172H110ZM121 173H122V171H121ZM135 173H136V172H135ZM9 174H10V173H9ZM9 174H8V175H9ZM19 174H20V173H19ZM39 174H40V172H39ZM61 174H62V173H61ZM66 174H67V173H66ZM75 174H76V173H75ZM114 174H115V173H114ZM116 174H117V173H116ZM124 174L126 175V173H124ZM136 174H137V173H136ZM172 174H173V173H172ZM5 175H6V174H5ZM76 175H78V174H76ZM120 175H121V174H120ZM120 175H118V176H120ZM125 175H124V176H125ZM169 175L171 176L170 172H169ZM177 175H178V174H177ZM181 175H182V174H181ZM9 176H10V175H9ZM17 176H18V175H17ZM107 176H108V175H107ZM121 176H122V175H121ZM158 176H159V175H158ZM6 177H7V176H6ZM18 177H19V176H18ZM26 177H27V176H26ZM26 177H25V178H26ZM61 177H62V176H61ZM84 177H85V176H84ZM111 177H113V176H111ZM126 177H127V176H126ZM166 177H167V175H166ZM174 177H175V176H174ZM1 178H2V177H1ZM87 178H88V177H87ZM109 178H110V177H109ZM161 178H162V177H161ZM163 178H164V177H163ZM178 178H180V176H179ZM28 179H29V178H28ZM36 179H39V178H36ZM40 179H41V178H40ZM89 179H90V178H89ZM111 179H112V178H111ZM111 179H110V180H111ZM119 179H120V178H119ZM158 179H159V178H158ZM18 180H19V179H18ZM24 180H25V179H24ZM76 180H77V179H76ZM114 180H115V179H114ZM160 180H161V179H160ZM178 180H180V179H178ZM16 181H17V180H16ZM21 181H23V180H21ZM73 181H74V180H73ZM77 181H78V180H77ZM101 181H102V180H101ZM17 182H18V181H17ZM19 182H20V181H19ZM26 182H27V181H26ZM26 182H25V183H26ZM84 182H85V181H84ZM86 182H87V181H86ZM111 182H112V181H111ZM165 182H166V181H165ZM167 182H168V181H167ZM170 182H171V181H170ZM172 182H173V181H172ZM172 182H171V183H172ZM33 183H34V181H33ZM114 183H115V182H114ZM174 183H176V181H175ZM14 184H17V183H14ZM14 184H13V185H14ZM38 184H39V183H38ZM60 184H61V183H60ZM65 184H67V183H65ZM76 184H78V182H77ZM176 184H177V183H176ZM176 184H175V185H176ZM19 185H20V183H19ZM19 185H18V186H19ZM63 185H64V184H63ZM171 185H172V184H171ZM181 185H182V184H181ZM181 185H180V186H181ZM18 186H17V187H18ZM22 186H23V185H22ZM31 186H32V185H31ZM160 186H161V185H160ZM105 187H106V186H105ZM20 188H21V187H20ZM24 188H25V187H24ZM32 188H34V187H32ZM92 188H95V187L93 186ZM164 188H165V187H164ZM170 188H172V187H170ZM176 188H177V187H176ZM178 188H179V187H178ZM28 189H29V188H28ZM28 189H27V190H28ZM39 189H40V188H39ZM95 189H96V188H95ZM109 189H110V188H109ZM181 189H182V188H180V190H181ZM2 190H3V189H2ZM22 190H23V187H22ZM47 190H48V189H47ZM47 190H46V191H47ZM58 190H59V189H58ZM160 190H161V189H160ZM171 190H173V189H171ZM171 190H170V191H171ZM180 190H179V191H180ZM15 191H16V190H15ZM29 191H31V190H29ZM38 191H39V190H38ZM48 191H49V190H48ZM48 191H47V192H48ZM69 191H71V190H69ZM34 192H35V191H34ZM41 192H42V191L40 190V193H41ZM53 192H54V191H53ZM101 192H102V191H101ZM158 192H160V191H158ZM161 192H162V191H161ZM164 192H165V191H164ZM166 192L168 193L169 191H166ZM180 192H181V191H180ZM45 193H46V192H45ZM93 193H94V191H93ZM154 193H156V192H154ZM2 194H3V193H2ZM33 194H35V193H33ZM43 194H44V192H43ZM47 194H48V193H47ZM49 194H50V192H49ZM49 194H48V195H49ZM58 194H59V193H58ZM58 194H57V195H58ZM95 194H97V193H95ZM95 194H94V195H95ZM4 195H5V194H4ZM9 195H10V194H9ZM109 195H110V194H109ZM163 195H164V193H163ZM10 196H11V195H10ZM12 196H13V195H12ZM97 196H98V195H97ZM105 196H106V195H105ZM143 196L145 197V195H143ZM150 196H152V195H150ZM157 196H158V195H157ZM161 196H162V195H161ZM20 197H21V196H20ZM34 197H35V196H34ZM36 197H37V195H36ZM162 197H163V196H162ZM17 198H19V197H17ZM149 198H150V197H149ZM153 198H154V197H153ZM75 199H76V198H75ZM14 200H15V198H14ZM38 200H39V198H38ZM141 200H142V198H141ZM147 200H148V197H147ZM158 200H159V197H158ZM26 201H27V200H26ZM32 201H33V200H32ZM40 201H41V200H40ZM82 201H83V200H82ZM90 201H91V200H90ZM143 201H144V200H143ZM148 201H150V200H148ZM159 201H161V200H159ZM2 202H3V201H2ZM46 202H47V201H46ZM73 202H74V200H73ZM94 202H95V201H94ZM102 202H103V201H102ZM164 202H165V201H164ZM5 203H6V202H5ZM5 203H4V204H5ZM7 203H8V201H7ZM37 203H38V202H37ZM40 203H41V202H40ZM113 203H114V202H113ZM142 203H143V202H142ZM155 203H156V202H155ZM158 203H159V202H158ZM162 203H163V202H162ZM176 203H177V202H176ZM12 204H13V203H12ZM53 204H54V203H53ZM147 204H148V203H146V205H147ZM153 204H154V203H153ZM164 204H165V203H163V205H164ZM43 205H44V204H43ZM104 205H105V204H104ZM110 205H111V204H110ZM144 205H145V203H144ZM155 205H156V204H155ZM159 205H161V204H159ZM14 206H15V205H14ZM29 206H30V205H29ZM37 206H38V204H37ZM102 206H103V205H102ZM136 206H137V205H136ZM164 206H165V205H164ZM22 207H23V206H22ZM47 207H48V206H47ZM91 207H92V206H91ZM116 207H117V206H116ZM139 207H140L141 210L143 209V207H142L141 205H139ZM147 207H148V206H147ZM152 207H153V206H152ZM158 207H159V206H158ZM177 207H178V206H177ZM12 208H13V207H12ZM39 208H40V207H39ZM44 208H45V207H44ZM49 208H50V206H49ZM105 208H106V207H105ZM105 208H104V209H105ZM137 208H138V207H137ZM148 208H149V207H148ZM148 208H147V209H148ZM163 208H164V207H163ZM16 209H17V207H16ZM149 209H150V208H149ZM153 209H154V207H153ZM159 209H160V208H159ZM7 210H8V209H7ZM11 210H12V209H11ZM22 210H23V209H22ZM121 210H122V209H121ZM9 211H10V210H9ZM12 211H13V210H12ZM48 211H49V210H48ZM104 211H105V210H104ZM146 211H147V210H146ZM154 211H155V209H154ZM159 211H160V210H159ZM51 212H52V211H51ZM58 212H59V211H58ZM102 212H103V210H102ZM142 212H144V210H143ZM21 213H22V212H21ZM21 213H20V214H21ZM48 213H49V212H48ZM56 213H57V212H56ZM66 213H67V212H66ZM106 213H107V212H106ZM148 213L150 214V212H148ZM151 213H152V212H151ZM178 213H179V212H178ZM20 214H19V215H20ZM22 214H23V213H22ZM58 214H59V213H58ZM71 214H72V213H71ZM103 214H104V212H103ZM119 214H120V213H119ZM136 214H137V213H136ZM15 215H16V214H15ZM46 215H47V214H46ZM59 215H60V214H59ZM73 215H74V214H73ZM147 215H148V214H147ZM71 216H72V215H71ZM159 216H160V215H159ZM176 216H177V215H176ZM179 216H180V215H179ZM38 217H39V216H38ZM177 217H178V216H177ZM149 218H151V217H149ZM154 218H155V217H154ZM160 218H161V216H160ZM155 219H157V218H155ZM158 219H159V217H158ZM158 219H157V220H158ZM181 219H182V218H181ZM183 219H184V218H183ZM194 219H195V217H194ZM162 220H163V218H162ZM185 220H186V219H185ZM185 220H184V221H185ZM163 221H164V220H163ZM148 222H149V221H148ZM160 222H161V221H160ZM160 222H157V223H160ZM167 222H168V221H167ZM157 223H156V224H157ZM164 223H165V222H164ZM124 224H125V223H124ZM128 224H129V223H128ZM160 224H161V223H160ZM129 225H130V224H129ZM129 225H128V226H129ZM187 225H188V224H187ZM26 226L28 227V226H30V225H26ZM190 226H191V225H190ZM126 227H127V226H126ZM195 227H196V226H195ZM127 228H128V227H127ZM134 228H135V227H134ZM134 228H133V229H134ZM193 228H194V227H193ZM197 228H198V227H197ZM25 229H26V228H25ZM152 229H153V228H152ZM130 230H131V229H130ZM135 230H136V229H135ZM27 231H28V229H27ZM27 231H26V232H27ZM156 231H157V230H156ZM22 232L24 233V231H22ZM26 232H25V233H26ZM36 232H37V231H36ZM130 232H133V233H134V231H130ZM148 232H149V231H148ZM25 233H24V234H25ZM33 233H34V232H33ZM136 233H138V232H136ZM136 233H135V234H136ZM141 233H142V232H141ZM150 233H151V232H150ZM135 234H133V235H135ZM144 234H145V233H144ZM173 234H174V233H173ZM20 235H21V234H20ZM25 235H26V234H25ZM152 235H153V234H152ZM21 236H22V235H21ZM135 236H136V235H135ZM150 236H151V235H150ZM174 236H175V235H174ZM23 238H25V236H24ZM144 238H145V237H144V235H143V240H144ZM146 238H148V237L146 236ZM18 240H20V239H18ZM143 240H142V241H143ZM168 240H169V234H167V233H165V232H163V231H157V232L155 233V242H156V244H157L156 247H157V251H158V252H157V253H158V260H159L160 264H171V260H170V257H169V256H171V247L166 246V245H168ZM20 241H22V240H20ZM142 241H141V242H142ZM17 242H18V241H17ZM139 242H140V241H139ZM3 243H4V242H3ZM17 244H18V243H17ZM23 244H24V243H23ZM144 244H145V243H144ZM20 245H21V244H20ZM24 245H25V244H24ZM142 245H143V244H142ZM152 245H153V244H152ZM2 246H3V245H2ZM9 246H10V245H9ZM14 246H16V245L14 244ZM148 246H149V243H148ZM152 247H153V246H152ZM16 248H17V247H16ZM143 248H144V247H143ZM147 248H148V247H147ZM147 248H146V249H147ZM11 250H12V249H11ZM16 250H17V249H16ZM148 251H149V250H148ZM152 252H153V250H152ZM151 255H152V254H151ZM156 255H157V254H156ZM153 263H154V262H153ZM154 264H155V263H154ZM157 264H159V263H157Z\"/></svg>", "mask_w": 264, "mask_h": 264}]
</instances>
